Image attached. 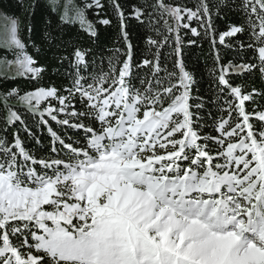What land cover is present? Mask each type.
Segmentation results:
<instances>
[{"label":"snow or ice","instance_id":"1","mask_svg":"<svg viewBox=\"0 0 264 264\" xmlns=\"http://www.w3.org/2000/svg\"><path fill=\"white\" fill-rule=\"evenodd\" d=\"M109 6L121 21L126 51L107 73L93 74L91 50L63 25L79 24L98 40L87 12ZM38 7L39 0L29 5L33 20ZM152 7L175 42L169 45L171 35L149 36L154 55L141 64L123 30L118 0H85L73 16L66 6L59 23L43 15L30 23L26 30L35 31L43 63L27 53L12 20L17 75L40 80L51 73L71 82L22 96L17 89L8 93L39 113L52 137V155L37 158L18 132L11 141L0 138V264H264V87L246 91L234 83L235 77L256 76L264 84V0H197L194 8L156 0ZM240 11L246 26L229 23ZM133 13L138 20L152 15L143 7ZM213 17L227 27L217 30ZM193 21L203 35L211 33L214 47L218 40L253 53L252 60L226 65L216 53L221 95L208 102L219 106L228 97L222 115L208 113L218 135L200 131L203 98L190 102L194 77L180 31L201 36ZM162 47L173 50L168 85L157 78ZM133 67L149 68L152 79L137 87ZM246 102L257 107L246 108ZM46 117L76 138L58 134ZM20 119L11 112L10 123Z\"/></svg>","mask_w":264,"mask_h":264},{"label":"trees","instance_id":"2","mask_svg":"<svg viewBox=\"0 0 264 264\" xmlns=\"http://www.w3.org/2000/svg\"><path fill=\"white\" fill-rule=\"evenodd\" d=\"M76 5L83 6L85 0H72ZM104 3H108V0H103ZM212 2V0H209ZM37 0H0V8L9 16L19 19V35L23 41L27 44V53L40 60L43 63L42 57L44 52H37L39 41L35 31L29 33L26 29L30 23L37 24L39 17L43 15L47 19H51L56 23H59L60 16L52 9L48 1L39 0V7L36 8V20L31 18V12L29 9L30 4H36ZM124 11V31L129 35L130 42L133 46V55L135 57V63L141 64L144 58L151 59L154 55V50L147 44L149 36L154 39L163 40L164 36L171 35L169 39V45L175 42V34H169L166 30V25L162 19H160L159 12L152 7L156 3V0H118ZM168 4H180L181 6L195 7L197 0H165ZM134 7H143L147 12L152 13L151 16L145 15L141 19H137L133 13ZM88 19L93 23L96 28L99 39L93 40L87 34V31H81L79 24H65L64 29L74 36L79 37L80 44L85 49H90L91 54L89 56L90 62H92V73L96 74L101 71L107 73L110 67H113L117 62L124 59V52L126 51V44L121 32V21L116 17L114 9L110 6L104 11L99 9H89L87 12ZM100 19H110L111 24L103 25L99 23ZM233 24H245L246 21L244 13L242 11L235 15H231L228 20ZM171 23V21H169ZM213 24L217 30H224L227 25L222 20H216L213 17ZM192 27H196L201 32V36L193 37L188 30L181 29L180 36L183 40V55L187 65V70L190 71L194 77V83L191 86V101H196L203 98L205 107L201 109L197 115L200 117V123L202 125L200 131L205 135L218 133L213 132V123L209 112L216 115L217 118L223 113L220 108L223 107V99H228L226 95L222 97L217 103H209L208 98L211 97L213 101L217 100V97L221 95L220 89L217 84L216 73L220 70V64L216 62L215 56L217 51L221 56L222 62L226 65L229 61L243 62L246 60H252L253 53L249 49H236L226 48L218 44L214 47L211 43V33L208 36L203 35L204 29L199 26L195 21L191 24ZM42 27V23L40 24ZM173 27L175 25L173 24ZM31 35V39H30ZM195 39V44L188 43L189 39ZM37 42V46H33V41ZM245 43L248 42V37L243 36ZM163 52L161 57V68L159 76L157 77L164 85H168L169 79L167 73L173 70V58L172 48L162 47L160 49ZM239 51V56H237ZM49 57L52 53H47ZM16 57L14 50L4 48L0 46V59H12ZM112 61V65L109 61ZM67 65V61H65ZM166 70V71H165ZM134 77L133 83L140 87L139 80L152 79L149 68L147 67H133L132 69ZM178 71V70H177ZM70 79H66L63 76H55L51 73H46L42 79L29 80L24 76H7L0 75V138L6 136L7 140H13V134L19 133L20 139L23 141L24 147L33 153L37 158H48L51 154V142L52 137L48 132V127L41 122L40 115L34 110L29 109L27 105L19 103V97L8 93L12 89H17L20 95H24L26 92L34 90L36 87L51 86L55 83L56 86L68 87ZM236 85L243 86L246 91H250L253 86L256 88L264 87V84L256 76H239L234 78ZM257 99H259L257 97ZM238 103V101H236ZM52 104H56L53 100ZM257 105H253L250 102H246V108H255ZM16 112L20 116L19 121L10 123L11 112ZM193 111H196L193 108ZM47 118V117H46ZM49 124L58 134L72 136L75 139V135L72 130L63 128L62 126L51 121L47 118ZM207 120V124L204 121ZM255 123V121H254ZM28 131H25V129ZM30 133V134H29ZM37 140L39 143H37Z\"/></svg>","mask_w":264,"mask_h":264},{"label":"rangeland","instance_id":"3","mask_svg":"<svg viewBox=\"0 0 264 264\" xmlns=\"http://www.w3.org/2000/svg\"><path fill=\"white\" fill-rule=\"evenodd\" d=\"M54 9L57 11L59 16L64 14L67 11L69 16L75 15L76 4L72 0H46ZM15 19L18 21L19 26V19L16 17H9L1 8H0V46L4 48L11 49L13 46L10 44L11 40V24L12 20ZM15 57L12 59H0V75H7V76H18L17 75V68L16 65L13 63ZM23 105H27L23 103L20 99L18 101ZM28 106V105H27ZM50 223V222H49Z\"/></svg>","mask_w":264,"mask_h":264}]
</instances>
